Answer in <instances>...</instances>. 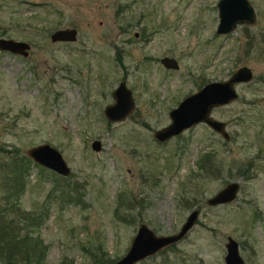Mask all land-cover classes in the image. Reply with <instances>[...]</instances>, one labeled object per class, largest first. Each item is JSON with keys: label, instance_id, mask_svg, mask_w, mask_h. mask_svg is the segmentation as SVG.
Masks as SVG:
<instances>
[{"label": "rangeland", "instance_id": "rangeland-1", "mask_svg": "<svg viewBox=\"0 0 264 264\" xmlns=\"http://www.w3.org/2000/svg\"><path fill=\"white\" fill-rule=\"evenodd\" d=\"M249 1L255 21L218 34L217 0H0V37L31 44L27 56L0 51V187L28 157L19 204L42 216L44 264H99L91 253L116 260L140 223L172 234L194 208L180 240L135 264H224L228 236L245 264H264V0ZM64 27L77 38L52 41ZM241 65L252 79L211 111L228 139L203 122L154 137L186 95ZM121 80L134 107L111 121L103 109ZM40 143L62 153L68 175L27 156ZM230 181L239 182L234 200L206 202Z\"/></svg>", "mask_w": 264, "mask_h": 264}, {"label": "water", "instance_id": "water-1", "mask_svg": "<svg viewBox=\"0 0 264 264\" xmlns=\"http://www.w3.org/2000/svg\"><path fill=\"white\" fill-rule=\"evenodd\" d=\"M218 23L216 33L230 32L237 24L253 23L256 19L255 10L249 0H217ZM77 38L74 27L56 28L50 33L52 41H73ZM31 49L28 41L12 37H0V51L27 56ZM161 63L167 68H178L174 57L163 56ZM253 77L249 66L241 65L226 79L212 80L204 83L198 90L186 95L175 107L169 110L170 122L154 130L153 135L159 141H165L199 122H203L218 132L225 139L229 138L225 121L214 117V107L233 101L237 96L236 84L247 82ZM114 102L105 105L103 112L111 121L124 119L133 109L134 100L131 89L121 80L112 91ZM91 147L99 150L101 142L95 139ZM26 154L34 162L68 175L70 168L62 153L49 143H40L26 149ZM239 189L238 181H230L214 195L207 198L210 205L227 203L235 199ZM199 209H192L186 216L180 229L172 234H157L147 224L140 223L126 252L112 264H135L139 260L154 254L162 248L180 240L196 222ZM224 264H245L239 253L238 242L231 236L227 237Z\"/></svg>", "mask_w": 264, "mask_h": 264}, {"label": "trees", "instance_id": "trees-1", "mask_svg": "<svg viewBox=\"0 0 264 264\" xmlns=\"http://www.w3.org/2000/svg\"><path fill=\"white\" fill-rule=\"evenodd\" d=\"M2 147L0 146V149ZM210 154L202 155V163L209 162ZM26 156H20L13 164L5 189L0 187V262L2 264H44L46 244L36 233L42 223V216L35 210H24L19 204V193L25 185L28 175ZM202 168L203 164H200ZM211 169V168H210ZM1 172V171H0ZM2 186V182H1ZM3 187V186H2ZM95 262L112 264L113 258L97 256ZM60 264H73L63 259Z\"/></svg>", "mask_w": 264, "mask_h": 264}]
</instances>
